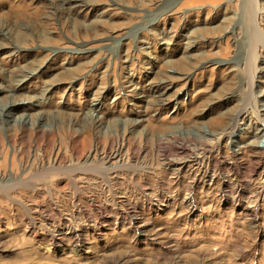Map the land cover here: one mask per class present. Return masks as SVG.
<instances>
[{
	"label": "rangeland",
	"instance_id": "obj_1",
	"mask_svg": "<svg viewBox=\"0 0 264 264\" xmlns=\"http://www.w3.org/2000/svg\"><path fill=\"white\" fill-rule=\"evenodd\" d=\"M254 1L0 0V264H264Z\"/></svg>",
	"mask_w": 264,
	"mask_h": 264
},
{
	"label": "bare ground",
	"instance_id": "obj_2",
	"mask_svg": "<svg viewBox=\"0 0 264 264\" xmlns=\"http://www.w3.org/2000/svg\"><path fill=\"white\" fill-rule=\"evenodd\" d=\"M254 2H256V4H257V2H258V0H255ZM258 5V4H257ZM250 10V9H249ZM262 11H260V10H258V9H256L255 10V12H254V17L256 18V20H257V22H258V20H260V18H261V16H262ZM254 19V18H253ZM262 19V18H261ZM45 133H47V132H42V134H41V136H40V139H43L44 137H43V135H45ZM225 134L226 133H223V132H219V134H217V135H219V136H216L215 138H216V140H219V139H221V137H223V136H225ZM39 137V136H38ZM8 140V142L9 143H14V140L13 139H11V138H8L7 139ZM44 140V139H43ZM4 141V140H3ZM2 141V142H3ZM159 141H161V140H159ZM37 142V141H36ZM39 142V141H38ZM41 142V141H40ZM251 144V143H250ZM0 145H3V143L1 144V140H0ZM252 145V144H251ZM258 147H260V150H259V152H263L264 151V149L261 147V146H259L258 145ZM77 148V147H76ZM75 147H73L72 148V150H73V152L75 153V152H77V149H76ZM17 151H19V150H17ZM21 157L23 156V153H24V150H23V148L21 147ZM119 152V151H118ZM118 152H103V153H105V155L107 154V156L106 157H108V158H112V159H114L115 158V155L118 153ZM120 153H118V155H119ZM199 155V154H198ZM6 156V155H5ZM101 156V155H100ZM120 156V155H119ZM197 156V155H196ZM195 156V157H196ZM2 158H1V160H0V168H2L4 165H5V160H4V155H2L1 156ZM98 158H101V157H98ZM102 158H104L103 156H102ZM116 158H117V156H116ZM115 158V159H116ZM120 158V157H119ZM77 159V158H76ZM109 159V160H110ZM118 159V158H117ZM55 160V159H54ZM105 160H107L106 158H105ZM42 161V160H41ZM79 162V161H78ZM105 162V161H104ZM63 163V162H62ZM87 163V162H86ZM46 164H48V166L47 167H45L44 169H42L41 171H36L35 173H33V174H31V176L27 179V177H25V178H23L22 176H21V173H23L24 172V169L21 167V173H16L15 175H13V177L12 178H10V179H3V178H1L0 179V190H5V191H10V190H13V192L16 190V189H21V186L22 187H27V186H30V187H34L35 185H38V184H41V185H44V186H49V185H51L52 186V184H54V180L51 178V176H53L52 175V173L54 172V171H56V170H58V169H63V167H59L56 163H55V161H51V162H49V163H46ZM101 164V163H100ZM62 165V164H61ZM15 166H16V157L15 156H11V158H10V167H11V169H14L15 168ZM41 166V165H40ZM69 167V166H68ZM41 168V167H40ZM65 168V167H64ZM113 168V167H112ZM111 167H110V169H112ZM34 170V169H33ZM39 170V169H38ZM8 171V170H7ZM49 171H52L51 173H49ZM112 171V170H111ZM112 174V173H111ZM6 175V174H5ZM51 175V176H50ZM25 176V175H24ZM29 176V175H28ZM2 177V176H1ZM5 177V176H4ZM36 187V186H35ZM43 187V186H42ZM56 189V188H55ZM9 193V192H8ZM15 193V192H14ZM6 194V193H5ZM58 195V194H57ZM12 199V198H11ZM58 199V198H57ZM74 203V202H73ZM25 205V204H24ZM67 222H69V221H67ZM66 226V225H65ZM71 226V225H70ZM68 231V233H69V236H68V238L67 239H70V238H73L74 237V235L73 234H71V230L70 229H67ZM52 237H51V240L53 241V242H57V241H60V240H63L64 239V236H62L61 235V233H57V234H52L51 235Z\"/></svg>",
	"mask_w": 264,
	"mask_h": 264
}]
</instances>
